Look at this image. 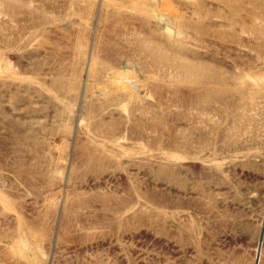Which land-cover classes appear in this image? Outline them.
Instances as JSON below:
<instances>
[{"label":"rangeland","instance_id":"1","mask_svg":"<svg viewBox=\"0 0 264 264\" xmlns=\"http://www.w3.org/2000/svg\"><path fill=\"white\" fill-rule=\"evenodd\" d=\"M0 264H264V0H0Z\"/></svg>","mask_w":264,"mask_h":264},{"label":"bare ground","instance_id":"2","mask_svg":"<svg viewBox=\"0 0 264 264\" xmlns=\"http://www.w3.org/2000/svg\"><path fill=\"white\" fill-rule=\"evenodd\" d=\"M133 74V73H132ZM135 77V76H134ZM136 78H138V77H136ZM135 78V79H136ZM128 81V80H127ZM139 81V80H138ZM139 83V82H138ZM124 88H126L127 90L129 89V87L128 86H124ZM141 97V96H140Z\"/></svg>","mask_w":264,"mask_h":264}]
</instances>
